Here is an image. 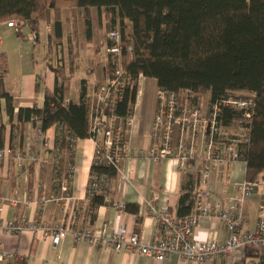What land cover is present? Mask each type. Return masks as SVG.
Returning <instances> with one entry per match:
<instances>
[{
  "label": "crops",
  "instance_id": "crops-1",
  "mask_svg": "<svg viewBox=\"0 0 264 264\" xmlns=\"http://www.w3.org/2000/svg\"><path fill=\"white\" fill-rule=\"evenodd\" d=\"M69 9L78 8H64L62 11ZM77 11L82 15L80 9ZM63 16L61 32L66 19ZM5 22H0V54L5 55L7 60L4 86L13 100L15 122L19 107L43 106L45 90H52L55 83L51 66H65V54L63 45H56L57 49L51 47V23L45 25L43 21L36 37L29 39L28 34L33 31L27 25L18 33ZM47 26L50 28L48 31ZM56 41L62 42L61 38H56ZM73 54L70 53L76 69L71 72L65 69L68 76L65 99L78 101L83 81L85 100L89 106L97 86L106 83L108 79L109 56L104 49L86 53L85 56L81 52ZM156 89L155 79L139 75L131 113L132 121L127 126L125 144V148L136 151V155L128 157L126 153L123 154L118 167L125 177L121 178L117 174L110 180L107 190L110 203L121 202L124 209L104 203L99 205L95 210L94 220L90 222L91 230L97 236L102 231L108 236L123 227L129 233L137 232L140 241L148 243L153 240L156 231V223L146 208L152 194L156 193L160 199L165 200L170 211L175 214L180 186L187 176L198 174V190L202 187V160L188 159L180 166L176 158L153 160L146 153L150 146L149 132L156 108ZM208 103L209 96L205 95L199 106L207 108ZM56 134V127L51 126L43 132L41 138H37L35 127L31 123H27L20 132L11 126L4 109V101L0 99L2 145L23 151L25 144L30 143L37 159L36 162L23 163L22 166L13 158L0 162V222H20L22 219L27 221L26 227L18 233H6L0 228V250L11 254L2 264H258L264 261V246H247L229 260L216 258L211 263H197L176 254L157 260L122 250L114 251L101 243L76 241L70 232L53 246L48 234L35 231L33 225L52 227L65 222L66 216L62 211L65 204L72 205L74 214L78 213L76 216L83 218L81 205L87 203L90 166L95 151V142L90 137L78 138L73 145L65 148L60 146ZM69 165L73 166L68 192L70 199L65 200L56 178ZM244 169V163L239 161L224 163L209 170L205 186L209 191L210 201L225 204L227 198L236 193L235 183L246 180ZM41 196L60 199L40 205ZM247 197L243 205L242 230L252 231L257 220L260 197L255 202ZM252 203L253 209L250 206ZM127 205L137 207V213L127 210ZM193 234L200 239L220 241L227 237V230L225 224L216 218L200 217Z\"/></svg>",
  "mask_w": 264,
  "mask_h": 264
},
{
  "label": "trees",
  "instance_id": "trees-1",
  "mask_svg": "<svg viewBox=\"0 0 264 264\" xmlns=\"http://www.w3.org/2000/svg\"><path fill=\"white\" fill-rule=\"evenodd\" d=\"M75 7L84 17L88 38L91 11H103L109 31L117 29L123 44L124 78L130 81L113 111L125 119L131 116L139 75L153 78L157 88L193 93L191 104L209 96L213 103L226 96L243 97L254 92L247 123L240 112L220 105L217 119L230 129L235 123L248 128V141L239 143L244 179L259 181L264 172V0H0V22L21 19L38 34L40 24L51 22L55 38H61L62 9ZM130 47V52L127 48ZM71 63V62H70ZM112 66L109 57V69ZM71 68V65L69 69ZM55 74L52 90H45L41 108L19 107L13 121V100L4 86L7 60L0 54V99L11 126L23 131L27 123L42 132L57 129L60 146L69 148L71 139L87 138L88 105L81 82L78 101H64L68 76L65 66H51ZM38 84V83H37ZM123 127L126 125L123 120ZM238 131V130H237ZM235 131V133L237 132ZM3 140L0 135V145ZM11 148V147H10ZM117 175L113 166L91 164L90 175ZM200 177L189 175L181 184L176 215L189 214L198 196ZM108 191L87 196L82 216L92 222L96 208ZM137 213V207L127 205ZM76 215H79L78 213Z\"/></svg>",
  "mask_w": 264,
  "mask_h": 264
},
{
  "label": "built area",
  "instance_id": "built-area-1",
  "mask_svg": "<svg viewBox=\"0 0 264 264\" xmlns=\"http://www.w3.org/2000/svg\"><path fill=\"white\" fill-rule=\"evenodd\" d=\"M6 25L20 32L26 25L24 20H6ZM47 31L50 28L46 27ZM36 33L30 32L29 39H34ZM104 51L111 58L112 66L106 83L97 86L93 98L88 106V133L95 142V151L92 164L100 166H113L121 178L118 163L123 154L134 157L136 151L125 148L127 126L131 123V116L123 119L113 111L116 100L120 99L124 88H131L130 81L124 78L122 66L123 44L117 29L107 33L104 42ZM127 52H130L128 47ZM156 108L149 132L150 146L147 149L148 156L153 160L176 158L182 166L188 159L198 158L203 161L204 172L202 174V187L198 190L197 200L192 211L184 216L173 214L168 203L160 199L154 193L147 201L146 208L156 223V231L152 241L143 243L137 232H127L123 227L106 235L104 231L97 236L91 230V223L74 214L72 205L65 204L62 208L66 216L65 222L52 227L34 224V230L41 234H48L53 246H56L67 232L73 234L76 241H89L92 244L101 243L114 251H125L153 257L163 260L171 255H179L182 258L197 262L211 263L216 258L231 259L239 250L247 246H264V194L261 195L257 220L252 231L242 230L243 205L245 198L249 196L264 181L241 180L235 183L236 193L227 198L225 204L219 201L211 202L209 191L206 189V180L209 170L218 168L224 163L242 161V152L239 143L247 142V126L235 123L238 131L231 132L221 126L217 119V111L220 105L227 106L236 112H240L245 123L251 116L254 92H249L243 97L226 96L207 108L191 104L193 93L184 90L181 93L164 88L156 89ZM68 101V99H64ZM126 125V129L123 127ZM43 132L35 127V136L42 137ZM77 139H71L72 145ZM13 158L20 166L23 163L36 162L37 159L30 143L25 144L24 150H12L7 145H0V162ZM73 166L56 178L60 190L64 193L63 199H70L68 194L71 184ZM110 186V179L105 175H90L87 187V196L95 193L106 192ZM60 198H39L40 205ZM104 204L124 209V204L110 203L107 195L104 196ZM86 209V204L81 205V210ZM200 217H212L220 220L226 226L227 237L223 240L200 239L194 236L193 229ZM27 221L0 222V228L6 233H18L26 227ZM9 252L0 250V264Z\"/></svg>",
  "mask_w": 264,
  "mask_h": 264
},
{
  "label": "rangeland",
  "instance_id": "rangeland-1",
  "mask_svg": "<svg viewBox=\"0 0 264 264\" xmlns=\"http://www.w3.org/2000/svg\"><path fill=\"white\" fill-rule=\"evenodd\" d=\"M69 8H72V7H69ZM77 10L78 9L76 10L69 9V10L61 11L62 18L64 17L63 15H65L66 17L65 22H64V27L62 30V36H61L62 42L61 41L57 42L54 36V33L52 32L51 34V37H52L51 42L53 43L51 47H54L55 49L56 45H63L62 47L64 48V54H65V69L66 70L69 69L71 65V68L69 69L70 72L76 69L75 65L73 66V61L71 59L70 53L73 54L74 52L76 53L81 52L85 56L86 53L91 54V52L96 51V50L103 51L104 49L103 45L106 40L107 33L109 32V29L106 26V19L103 16V11H101V13L98 15V18H97L96 11L92 10L91 15H90L91 17L90 18L91 19V31H90L91 38H88L87 36L88 32H86V29H85L84 17L80 15V12ZM49 23L51 22H45V25ZM50 25L53 26L52 23ZM101 47H103V49ZM61 51H62V48H61ZM237 129H238V126L234 125L230 129V131L235 132ZM262 193H264V181L263 180L259 183L257 189L253 191L250 194V196L247 197V199L250 198L251 202H255L256 198H259ZM250 206L253 209L254 203H252Z\"/></svg>",
  "mask_w": 264,
  "mask_h": 264
},
{
  "label": "water",
  "instance_id": "water-1",
  "mask_svg": "<svg viewBox=\"0 0 264 264\" xmlns=\"http://www.w3.org/2000/svg\"><path fill=\"white\" fill-rule=\"evenodd\" d=\"M258 264H264V261H260Z\"/></svg>",
  "mask_w": 264,
  "mask_h": 264
}]
</instances>
